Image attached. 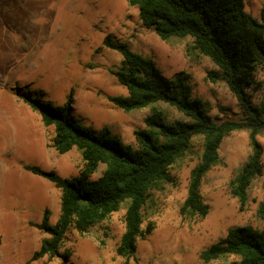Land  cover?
I'll return each mask as SVG.
<instances>
[{
  "label": "rangeland",
  "instance_id": "obj_1",
  "mask_svg": "<svg viewBox=\"0 0 264 264\" xmlns=\"http://www.w3.org/2000/svg\"><path fill=\"white\" fill-rule=\"evenodd\" d=\"M244 2L249 13L261 17L264 0ZM109 35L153 58L167 79L186 74L192 95L207 103L212 118L240 113L225 81L208 76L219 68L192 48L193 38L162 39L143 25L139 8L128 0H0V264H60L68 250L67 264H122L125 260L116 247L125 230L126 203L88 232L68 229L59 255L34 257L50 236L37 224L46 212L50 222L56 223L62 190L25 168L37 165L71 178L82 166L76 147L66 153L53 147L54 127L44 125L39 112L24 101L25 95L64 107L73 90L70 113L74 119L96 131L108 125L132 148L139 147L135 131L147 127L144 119L154 108L170 122L186 118L167 102L125 111L109 100V95L127 94L114 73L122 54L106 45ZM248 91L255 102L264 103L262 70L256 71ZM258 138L263 172L253 179L244 207L232 195L230 181L248 158L249 134L235 130L223 139L219 161L202 180L201 194L210 209L201 217L180 212L203 149V138L194 136L189 150L170 166L172 179L150 190L142 228L151 227V231L138 239L130 264H228L233 260L228 256L204 262L200 252L231 227L264 228V217L258 214L264 200V134ZM104 168L101 164L93 178Z\"/></svg>",
  "mask_w": 264,
  "mask_h": 264
},
{
  "label": "trees",
  "instance_id": "obj_2",
  "mask_svg": "<svg viewBox=\"0 0 264 264\" xmlns=\"http://www.w3.org/2000/svg\"><path fill=\"white\" fill-rule=\"evenodd\" d=\"M128 1L139 8L143 25L153 28L162 39L191 36L192 48L208 56L219 68L208 76L214 81H225L238 101L240 113L231 118H212L207 103L192 95L186 74L167 79L153 58L107 36L106 45L122 54L121 65L114 73L127 88V94L109 95V100L125 111L167 102L186 118L170 122L162 111L154 108L144 119L147 127L135 131L139 147L132 148L108 125L96 131L74 119L70 113L73 90L64 107L23 96L39 112L44 125L54 127L53 147L59 153L76 147L82 158L78 174L71 178L37 165H25L62 190L61 212L56 223L50 222L46 212L37 224L50 236L44 238L34 257L59 255L68 229L88 232L126 203L125 230L116 253L125 257L122 264H130L138 239L151 231V227L142 228V210L150 190L172 179L170 166L185 155L194 136L203 138V149L192 169L181 214L203 217L209 212L210 206L201 194V183L219 161L220 145L232 131L247 130L249 134L248 158L230 181L231 193L242 208L253 179L263 172V147L258 136L264 134V103L255 102L248 88L256 71L264 72V7L257 18L245 9L244 0ZM101 164H105L102 174L93 178ZM258 214L264 217V200L259 204ZM70 255L69 250L63 253L60 264H67ZM228 256H233L228 264H264V228L252 224L231 227L200 252L204 262Z\"/></svg>",
  "mask_w": 264,
  "mask_h": 264
}]
</instances>
